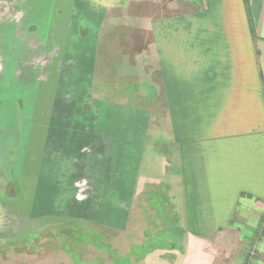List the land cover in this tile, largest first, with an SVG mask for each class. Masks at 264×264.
Instances as JSON below:
<instances>
[{"label": "crops", "instance_id": "1", "mask_svg": "<svg viewBox=\"0 0 264 264\" xmlns=\"http://www.w3.org/2000/svg\"><path fill=\"white\" fill-rule=\"evenodd\" d=\"M33 1L45 15L55 5L70 15L65 46L72 40L76 54L66 61L74 69L61 84V73L49 72L43 87L35 73L26 84L14 71L0 76V248L71 217L127 233L134 218L145 220L143 208L159 221L170 207L179 244L168 249L176 255L158 244L147 253L143 241L132 250H145L136 264H264V0ZM76 19L87 26H70ZM99 59L138 84L132 102L118 99L126 86L115 77L110 87L97 83ZM86 93L149 114H128L125 135L118 119L105 125L108 136L101 120L80 119L77 128L67 121L65 134V118H51L56 96L100 110L87 106ZM87 146L92 153L82 154ZM81 171L90 180L86 198L73 183Z\"/></svg>", "mask_w": 264, "mask_h": 264}, {"label": "rangeland", "instance_id": "2", "mask_svg": "<svg viewBox=\"0 0 264 264\" xmlns=\"http://www.w3.org/2000/svg\"><path fill=\"white\" fill-rule=\"evenodd\" d=\"M153 2L156 4V1ZM38 4L39 2L34 3L33 0H0V76L4 72L14 71L21 77L20 83L26 84L34 80L32 74L30 75L28 73H35L36 83L43 84L45 78L49 76V72H52V74L55 72L58 74L60 72L62 75H60L61 79L57 80L61 84V81L65 82V70L74 69L73 63H69L66 60L69 59L68 56L72 57L76 54V51L70 46L72 40L69 41L68 46H65V20L67 18L69 19L70 15H67L68 13L65 14L64 9L58 7V5L53 6L51 13H46L45 15V12L42 10L43 7H40ZM35 5L39 7L35 8ZM138 5L143 8V5H148V3ZM158 14V10H154L151 16L156 17ZM44 15L47 21L51 20L49 23H46V26H43V22H41L44 20ZM75 15H71V17L77 18ZM70 23V26H87L82 22L79 23L78 19ZM123 26H126V23H123ZM96 36L97 32H92L90 38L93 39ZM79 42V40H76V43ZM132 49L138 48L135 46ZM78 51L79 54H82L83 49L79 48ZM109 69H111L109 61L102 62L99 59L95 69L96 74H94L97 75V83L104 85L102 84L104 82L110 87L112 81L110 77H115L113 79L114 84L119 83L122 88L126 86L122 90L124 95H119V98H117L121 101H126L127 99L126 102H130L131 100L129 98L131 93L129 92L131 90L133 92L138 91V87L135 86L137 83L133 82L134 85L132 88L130 85H127L128 81L122 74L117 73V75L116 71L113 72V70L110 71ZM92 74L93 72L91 71V76ZM104 76L106 78H102L100 82L101 77ZM116 76L123 77V79H120V77L116 78ZM54 81L56 82V80ZM55 82L54 85L59 86ZM91 83L93 84V80H89L86 86L92 85ZM119 89L121 88L119 87ZM56 97L59 102L56 101L58 103L55 105V109L52 110L53 115L51 118L55 120H63L65 118V134L66 129L70 127L68 122H70V125L74 123V127H76L75 123L79 119L89 125L96 123L97 120H101L102 127H104L103 129L105 131V127H107L105 125L111 119H118L124 128L119 129L117 134L120 135L121 133L125 135L127 128L125 127V121L128 117L130 119L132 117L128 114L134 113L133 118H137L139 121L146 118L149 114L146 111L133 112L121 106H111L109 103L106 105L104 101L105 104H99L97 101H94L95 96L93 93H86L84 100H86L87 106L92 107L94 103L99 104L101 109L97 111L83 110L81 107L82 98L79 101L80 103H75L74 96L61 95ZM102 97L103 100L109 98L114 99L113 95H102ZM60 98L62 101H60ZM52 104L54 105V101H52ZM39 115L42 118L44 117L43 110L39 111ZM67 126L69 127L66 128ZM89 128L92 129L93 127H87V129ZM104 134L108 136L106 131ZM91 150L87 146L83 148L81 153L84 154L85 152V154H88L90 152L91 154ZM122 151L124 153L123 149H121ZM137 160L133 158V167L136 165ZM82 163L83 161L81 160L80 164ZM5 175L6 173L3 174V176ZM73 183L79 185V188L75 191L76 196L78 195L82 198L89 196L90 180L86 175L85 177L82 176V171L80 173L77 172ZM143 209L146 215L145 220L143 219L137 222L134 218L133 224L131 223L127 233H106L92 226H80L72 222V220H75L74 217L65 219V224L58 228H52L50 231L43 232L35 238L30 236L21 242L10 243L0 248V264H136L141 261L142 254L145 253V250L142 251L141 248L135 249V252L132 250L133 248L141 246L140 244L143 241L145 242L144 247L148 246L146 249L147 253L151 250L149 249L150 246L158 244V246H166L164 251L167 257L176 255L175 251L168 249L170 246L179 244V240L176 238L177 228L173 223H170L172 222L171 208L166 207L163 210L159 221H154L156 219L155 216L147 215L152 211L153 214L154 208L146 207ZM147 234H155L156 239H151L152 242H149L147 239H144V235L146 236ZM136 251H139V256ZM147 264L154 263L148 261Z\"/></svg>", "mask_w": 264, "mask_h": 264}]
</instances>
